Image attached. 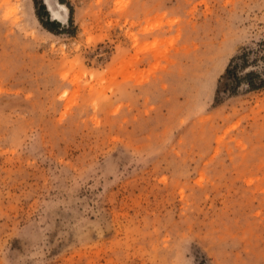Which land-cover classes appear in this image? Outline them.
<instances>
[{"label": "rangeland", "instance_id": "1", "mask_svg": "<svg viewBox=\"0 0 264 264\" xmlns=\"http://www.w3.org/2000/svg\"><path fill=\"white\" fill-rule=\"evenodd\" d=\"M56 1L0 0V264H264V0Z\"/></svg>", "mask_w": 264, "mask_h": 264}, {"label": "trees", "instance_id": "2", "mask_svg": "<svg viewBox=\"0 0 264 264\" xmlns=\"http://www.w3.org/2000/svg\"><path fill=\"white\" fill-rule=\"evenodd\" d=\"M61 1V0H60ZM70 13H71V8L69 9ZM248 51H244L241 55H240V59L241 61V65H244L245 63V58L247 55ZM233 60H230L228 66L226 67L224 74L221 76L220 79H224V83H222V85L220 87L217 88L216 90V94L219 92H230L231 94L235 93L236 90V83L238 82V80L240 79L236 74H235V70L236 67H240L241 65H236L233 64L232 62ZM254 75H256L254 72H249L245 75V78L247 79V84L251 89H258L262 86V84L264 83V81H260L259 84H254L252 83V81L250 80L251 77H253ZM218 101V100H217Z\"/></svg>", "mask_w": 264, "mask_h": 264}, {"label": "bare ground", "instance_id": "3", "mask_svg": "<svg viewBox=\"0 0 264 264\" xmlns=\"http://www.w3.org/2000/svg\"><path fill=\"white\" fill-rule=\"evenodd\" d=\"M45 5H47L46 6V9H47V11L52 15V18L53 19H55V20H59V21H62L63 20V17L62 18H60V17H58V16H56V9L58 10V11H60V12H62L63 13V11L64 12H66V14H67V8H66V6L65 5H63V4H61V3H59V2H57L56 0H45Z\"/></svg>", "mask_w": 264, "mask_h": 264}]
</instances>
